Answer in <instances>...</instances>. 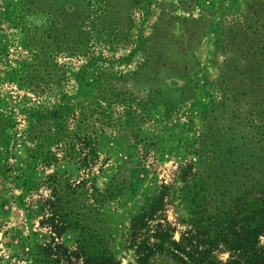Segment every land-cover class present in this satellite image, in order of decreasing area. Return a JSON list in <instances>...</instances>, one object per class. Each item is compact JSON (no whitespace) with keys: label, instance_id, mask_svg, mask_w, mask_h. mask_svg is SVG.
<instances>
[{"label":"rangeland","instance_id":"obj_1","mask_svg":"<svg viewBox=\"0 0 264 264\" xmlns=\"http://www.w3.org/2000/svg\"><path fill=\"white\" fill-rule=\"evenodd\" d=\"M85 2L0 0V264H23L34 241L48 240L47 228L40 223L46 189L39 186L24 196L21 205L16 199L19 175L39 182L50 171L26 169L25 130L37 109H50L64 95L85 98L93 92L96 70L87 68L79 84L73 76L89 59L96 68L129 73L123 87L136 100L147 102L140 125L156 137L154 147L144 149L130 137L113 139L106 134L87 169L58 162L74 177L92 179L98 189L112 174L131 180L132 191L106 206L113 221V245L122 262L130 255L120 246L130 216L175 172L200 163L197 141L204 114L211 116L212 102L222 94L221 70L231 74L233 88L254 86L249 85L254 59L223 50L229 44L216 45L215 39L224 27L244 19L259 0H89L88 16L99 32L93 31L84 53L67 54L58 48L55 35L61 39L63 27L76 26L79 13H66L65 5L74 3L72 9L78 6L82 11ZM130 72L136 73L132 79ZM245 103L239 101L241 109ZM228 109L213 126L227 121ZM162 208L177 238L184 227L170 205ZM73 239L69 231L55 237L67 246Z\"/></svg>","mask_w":264,"mask_h":264},{"label":"trees","instance_id":"obj_2","mask_svg":"<svg viewBox=\"0 0 264 264\" xmlns=\"http://www.w3.org/2000/svg\"><path fill=\"white\" fill-rule=\"evenodd\" d=\"M259 2L215 39L216 45L229 44L223 50L254 59L249 73L254 75L249 82L253 89L233 88L231 74L221 70L222 94L212 102L211 118L204 114L197 141L200 163L175 172L130 216L121 235L120 246L130 254L125 262L114 248L113 221L106 206L132 191L131 180L112 174L98 189L92 179L74 177L58 162L87 169L106 134L113 139L130 137L144 149L154 147L156 137L140 125L147 102L124 89L129 73L96 68L89 59L73 73L79 84L87 68L96 70L88 97L64 95L50 109L33 113L25 130L26 169L50 171L39 182L19 175L16 199L21 205L39 186L46 189L40 223L49 235L47 241L33 242L23 264H264V5ZM72 4L66 3L65 12L78 10V23L63 27L61 39L57 34L55 38L67 54L84 53L99 29L89 19V0L82 11L78 6L72 9ZM135 74L130 72L131 79ZM242 99L244 109L239 106ZM226 107L227 121L213 126ZM164 205L172 207L184 227L177 238L161 214ZM63 231L73 234L72 246L55 240Z\"/></svg>","mask_w":264,"mask_h":264}]
</instances>
